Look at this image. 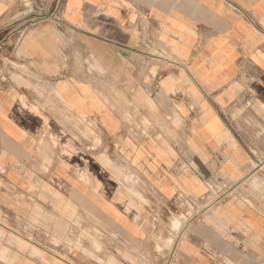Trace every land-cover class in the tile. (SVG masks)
I'll use <instances>...</instances> for the list:
<instances>
[{"label":"crops","instance_id":"0c3cea01","mask_svg":"<svg viewBox=\"0 0 264 264\" xmlns=\"http://www.w3.org/2000/svg\"><path fill=\"white\" fill-rule=\"evenodd\" d=\"M29 1L0 0V264H264V0Z\"/></svg>","mask_w":264,"mask_h":264},{"label":"rangeland","instance_id":"374dc122","mask_svg":"<svg viewBox=\"0 0 264 264\" xmlns=\"http://www.w3.org/2000/svg\"><path fill=\"white\" fill-rule=\"evenodd\" d=\"M61 0H30L28 7V15L23 17V23H32L38 20H50L54 14H58ZM199 208L190 204L184 203L179 205L175 210H171L169 217L172 218L170 226L173 228V232L168 235L162 242L163 248H166L164 259H169L170 250H172L176 237L180 233L184 223L194 216ZM180 219V221H179ZM179 222V223H178ZM176 229V230H175ZM162 236L158 237V241H162ZM160 246V243H158ZM158 246V250L160 247ZM161 246V247H162Z\"/></svg>","mask_w":264,"mask_h":264}]
</instances>
